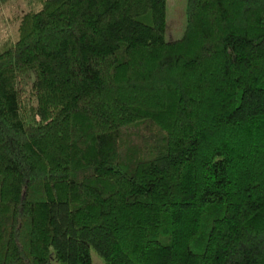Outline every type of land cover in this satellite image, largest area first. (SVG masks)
Listing matches in <instances>:
<instances>
[{
  "label": "trees",
  "instance_id": "trees-1",
  "mask_svg": "<svg viewBox=\"0 0 264 264\" xmlns=\"http://www.w3.org/2000/svg\"><path fill=\"white\" fill-rule=\"evenodd\" d=\"M11 0H0V7ZM0 38V264H264V0H24Z\"/></svg>",
  "mask_w": 264,
  "mask_h": 264
},
{
  "label": "rangeland",
  "instance_id": "rangeland-1",
  "mask_svg": "<svg viewBox=\"0 0 264 264\" xmlns=\"http://www.w3.org/2000/svg\"><path fill=\"white\" fill-rule=\"evenodd\" d=\"M24 0H11L0 7V38L15 37L19 33L20 19L25 7ZM188 0H167V37L177 38L182 35L187 22ZM93 264H103V258L95 249H91Z\"/></svg>",
  "mask_w": 264,
  "mask_h": 264
}]
</instances>
